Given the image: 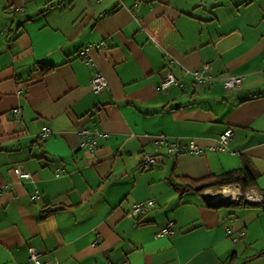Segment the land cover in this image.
<instances>
[{
  "label": "crops",
  "instance_id": "obj_1",
  "mask_svg": "<svg viewBox=\"0 0 264 264\" xmlns=\"http://www.w3.org/2000/svg\"><path fill=\"white\" fill-rule=\"evenodd\" d=\"M204 64L216 78L198 85ZM169 71L182 84L160 90ZM234 170L264 193V0H0V264H34L30 246L52 264H264V205L190 184Z\"/></svg>",
  "mask_w": 264,
  "mask_h": 264
},
{
  "label": "built area",
  "instance_id": "obj_2",
  "mask_svg": "<svg viewBox=\"0 0 264 264\" xmlns=\"http://www.w3.org/2000/svg\"><path fill=\"white\" fill-rule=\"evenodd\" d=\"M93 47L92 44L87 45L83 48L82 54L85 55L88 53L89 49ZM209 65L204 64L201 69H197L192 71L193 77L195 79V82L198 85H205L208 82H211L216 76L210 74L208 72ZM174 83L182 84L181 79H179L173 72L169 71L165 74L161 84L159 85L160 90H166L170 85ZM223 83L227 89H232L240 86L243 83V75L239 74H228L223 77ZM91 86L94 92H101L105 89L107 86V79L106 76L98 71L96 72L91 80ZM49 131L46 130L44 134L48 133ZM83 139L80 143L82 147H87L91 151H94L97 143H96V137L99 134L98 130H89V129H83L82 130ZM235 131L233 128L229 127L224 132L221 133L220 138L218 141L212 146L213 149L216 150H224L228 146L229 141L234 136ZM160 142H162L167 148L173 152L174 155L179 154L180 152L187 151V152H199L201 151V147L195 143L194 140H191V144H183L177 141H171L168 140L164 135L159 136ZM157 157L151 153H144L143 159L141 162V166L144 169L150 168L152 165L157 163ZM15 172L21 176V177H29L31 174L28 171L23 170V168L20 165H17L14 167ZM226 187H231L233 189V192H229L223 199H230L234 202H240L242 199L251 202V203H260L264 205V194L260 193L259 191L255 189H249L246 191H243L239 186L235 185H226L219 187L218 189H209L205 195L210 200H217L219 199L212 198L211 196L215 194V192L225 190ZM155 205V201L152 199L148 200H141L132 206V209L129 211L130 216H136L141 215L148 211L150 208H152ZM175 228V221L169 220L165 225L158 231L157 235H164V234H170L174 232ZM245 234V231H240L239 235L234 236V241L239 240L241 236ZM29 258L31 261L34 262V264H52L51 260L43 259V252L38 250L34 246L29 247Z\"/></svg>",
  "mask_w": 264,
  "mask_h": 264
},
{
  "label": "trees",
  "instance_id": "obj_3",
  "mask_svg": "<svg viewBox=\"0 0 264 264\" xmlns=\"http://www.w3.org/2000/svg\"><path fill=\"white\" fill-rule=\"evenodd\" d=\"M252 177L254 176L249 170H245V171L234 170V171L226 172L225 174L218 177H214V178L209 177L198 181L197 180L190 181V184L194 186L196 189L201 191L207 188H219L223 185L240 182L242 186V190L246 191L250 189L249 183ZM239 203L247 204V201L242 199ZM263 253H264V249L261 250L259 253L253 255L251 258H255L259 255H262ZM235 260H236L235 253H233L226 264H236Z\"/></svg>",
  "mask_w": 264,
  "mask_h": 264
},
{
  "label": "bare ground",
  "instance_id": "obj_4",
  "mask_svg": "<svg viewBox=\"0 0 264 264\" xmlns=\"http://www.w3.org/2000/svg\"><path fill=\"white\" fill-rule=\"evenodd\" d=\"M229 192H233V189H231V187H226L225 190L223 191H219L218 194L215 196L216 199H223L226 198L225 196L229 193ZM226 194V195H225ZM214 199V198H213Z\"/></svg>",
  "mask_w": 264,
  "mask_h": 264
},
{
  "label": "water",
  "instance_id": "obj_5",
  "mask_svg": "<svg viewBox=\"0 0 264 264\" xmlns=\"http://www.w3.org/2000/svg\"><path fill=\"white\" fill-rule=\"evenodd\" d=\"M212 201H213V200H212ZM214 202H215V203H216V202H217V203H218V202H219V203H222V202H234V201H232V200H230V199H228V200H227V199H219V201L215 200Z\"/></svg>",
  "mask_w": 264,
  "mask_h": 264
},
{
  "label": "rangeland",
  "instance_id": "obj_6",
  "mask_svg": "<svg viewBox=\"0 0 264 264\" xmlns=\"http://www.w3.org/2000/svg\"><path fill=\"white\" fill-rule=\"evenodd\" d=\"M249 203H251V202H249Z\"/></svg>",
  "mask_w": 264,
  "mask_h": 264
}]
</instances>
